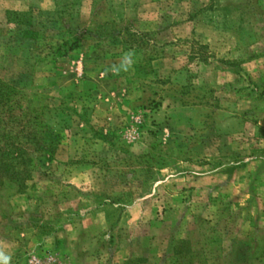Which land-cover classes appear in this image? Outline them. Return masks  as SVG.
I'll return each instance as SVG.
<instances>
[{
	"label": "rangeland",
	"instance_id": "rangeland-1",
	"mask_svg": "<svg viewBox=\"0 0 264 264\" xmlns=\"http://www.w3.org/2000/svg\"><path fill=\"white\" fill-rule=\"evenodd\" d=\"M0 79L67 110L0 187V264H264V0H0Z\"/></svg>",
	"mask_w": 264,
	"mask_h": 264
},
{
	"label": "trees",
	"instance_id": "trees-1",
	"mask_svg": "<svg viewBox=\"0 0 264 264\" xmlns=\"http://www.w3.org/2000/svg\"><path fill=\"white\" fill-rule=\"evenodd\" d=\"M9 26L18 30L23 40H37L38 26L31 13L8 12ZM62 104L54 108L33 100L21 86L0 79V187L8 183L19 193L32 180V167L36 154L46 159L58 152L63 133L48 122V115L65 112ZM62 108V109H61ZM182 246L187 242H181ZM183 248L174 247L177 256ZM189 253L192 250L189 248Z\"/></svg>",
	"mask_w": 264,
	"mask_h": 264
},
{
	"label": "crops",
	"instance_id": "crops-1",
	"mask_svg": "<svg viewBox=\"0 0 264 264\" xmlns=\"http://www.w3.org/2000/svg\"><path fill=\"white\" fill-rule=\"evenodd\" d=\"M252 244L253 243H247V245H246V247H248L249 248V250H248V252L247 253H249V254H251L252 253ZM136 248H130V250H131V254H126L125 256H123L124 257V259H125V261L124 260H121V261H118V263L119 264H126V262H130V263H132V259H134L135 257H137L136 256V254H134V253H137V252H139L140 250H135ZM72 258V257H71ZM76 259V258H75ZM96 259V258H95ZM147 259H148V257H147ZM93 260H94V258H93V255H86L85 257H83V264H94V262H93ZM102 260V259H101ZM113 260H115V258L114 259H112V261ZM149 260V259H148ZM76 260H74V261H70V264H76V262H75ZM103 261V260H102ZM102 261H100V260H97V263L96 264H102ZM150 261V260H149ZM148 261V262H149ZM113 263V262H112ZM137 264H138V262H137Z\"/></svg>",
	"mask_w": 264,
	"mask_h": 264
},
{
	"label": "built area",
	"instance_id": "built-area-1",
	"mask_svg": "<svg viewBox=\"0 0 264 264\" xmlns=\"http://www.w3.org/2000/svg\"><path fill=\"white\" fill-rule=\"evenodd\" d=\"M26 264H63L60 257L57 255L37 256L31 255L27 259Z\"/></svg>",
	"mask_w": 264,
	"mask_h": 264
},
{
	"label": "clouds",
	"instance_id": "clouds-1",
	"mask_svg": "<svg viewBox=\"0 0 264 264\" xmlns=\"http://www.w3.org/2000/svg\"><path fill=\"white\" fill-rule=\"evenodd\" d=\"M4 264H7V261L6 260L4 261Z\"/></svg>",
	"mask_w": 264,
	"mask_h": 264
}]
</instances>
